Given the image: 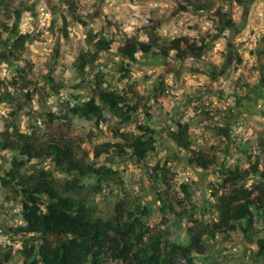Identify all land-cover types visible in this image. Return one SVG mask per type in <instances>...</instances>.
I'll return each instance as SVG.
<instances>
[{
    "label": "clouds",
    "instance_id": "clouds-1",
    "mask_svg": "<svg viewBox=\"0 0 264 264\" xmlns=\"http://www.w3.org/2000/svg\"><path fill=\"white\" fill-rule=\"evenodd\" d=\"M0 264H264V0H0Z\"/></svg>",
    "mask_w": 264,
    "mask_h": 264
}]
</instances>
